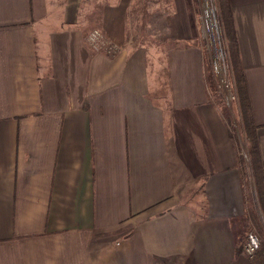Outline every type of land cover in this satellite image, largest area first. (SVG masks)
<instances>
[{"label":"crops","instance_id":"crops-1","mask_svg":"<svg viewBox=\"0 0 264 264\" xmlns=\"http://www.w3.org/2000/svg\"><path fill=\"white\" fill-rule=\"evenodd\" d=\"M227 1L264 168V0ZM150 4L163 74L139 0H0V264H264L196 35L176 0Z\"/></svg>","mask_w":264,"mask_h":264},{"label":"rangeland","instance_id":"rangeland-1","mask_svg":"<svg viewBox=\"0 0 264 264\" xmlns=\"http://www.w3.org/2000/svg\"><path fill=\"white\" fill-rule=\"evenodd\" d=\"M152 1L139 0L142 3L141 10L136 11L132 9L128 13V19L129 21H135L136 38L140 37L137 41L140 42L139 40H141L148 43V48H151V52L149 51L150 54L153 52L154 55L156 54V59L155 56L154 59L153 56H150V59L147 61L149 69H157L160 66L161 68L159 70L163 74L162 63L164 62V57H162L161 51L156 47H164L166 45L150 44L152 39L147 37L152 32L151 19L149 18L153 14L150 4ZM217 6V0H176L177 15H186V19L189 20V25L191 26V33L193 36L196 35L194 41L202 50L206 86H208L211 100L223 112L226 121L225 124H227L230 134L236 139V150L240 158L239 163H241L244 172L243 176L246 184L247 197L249 198V202L254 205V211L253 213L251 212V223H247L246 227H244V238L246 239L247 233L250 232L261 234L260 237H263V234L259 230L262 229V226L264 228V218L258 205L254 176L252 175L251 164L247 153V144L242 131L241 114L232 73L230 72L231 69L225 39L223 38V33H221L219 7ZM143 36H146V38H143ZM85 44L93 49V51L106 54L110 57L115 56L121 49L118 43L105 37L99 27L89 29L85 35ZM162 77L163 75L160 77V81H162ZM244 240H242L243 244L245 243ZM260 241L263 243V240Z\"/></svg>","mask_w":264,"mask_h":264},{"label":"trees","instance_id":"trees-1","mask_svg":"<svg viewBox=\"0 0 264 264\" xmlns=\"http://www.w3.org/2000/svg\"><path fill=\"white\" fill-rule=\"evenodd\" d=\"M219 7V16L221 22V28L223 33V38L225 39L226 51L228 53V59L230 63V69L232 73V78L234 81V87L236 91V97L238 101L239 111L242 120V131L247 144V153L249 157V162L251 164L252 175L254 176L256 195L258 200V205L261 209L262 216L264 218V168L261 165L259 146L256 138V125L252 120L251 107L246 91V83L243 75V69L241 66V60L239 57L238 43L235 35V28L233 24L231 9L227 0H217ZM240 160V158L238 157ZM254 208L250 203V213H253ZM256 211V210H255ZM263 237L259 239V248L255 254L258 252L264 253V231L259 230Z\"/></svg>","mask_w":264,"mask_h":264},{"label":"built area","instance_id":"built-area-1","mask_svg":"<svg viewBox=\"0 0 264 264\" xmlns=\"http://www.w3.org/2000/svg\"><path fill=\"white\" fill-rule=\"evenodd\" d=\"M258 235L254 232L247 233L245 243L243 244V254L247 255L249 258H254L259 248L260 241Z\"/></svg>","mask_w":264,"mask_h":264}]
</instances>
